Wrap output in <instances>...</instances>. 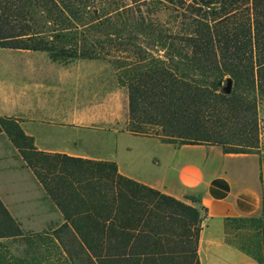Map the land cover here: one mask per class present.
Wrapping results in <instances>:
<instances>
[{
	"label": "trees",
	"instance_id": "trees-1",
	"mask_svg": "<svg viewBox=\"0 0 264 264\" xmlns=\"http://www.w3.org/2000/svg\"><path fill=\"white\" fill-rule=\"evenodd\" d=\"M0 48L59 62L107 59L121 71L133 119L146 115L182 144L259 154L264 0H0ZM212 116L226 130H208ZM1 131L24 140L16 146L62 220L28 233L0 198V264H202L204 208L121 173L115 161L39 150L15 118L0 116ZM19 237L49 239L66 262L12 257L5 240Z\"/></svg>",
	"mask_w": 264,
	"mask_h": 264
},
{
	"label": "crops",
	"instance_id": "crops-1",
	"mask_svg": "<svg viewBox=\"0 0 264 264\" xmlns=\"http://www.w3.org/2000/svg\"><path fill=\"white\" fill-rule=\"evenodd\" d=\"M1 53L14 57L17 60L14 62L25 64L24 61L28 60L25 66L30 71L18 76L22 81L16 83L20 86L17 90L15 83L9 86L1 78L4 70L13 63L0 58V116L15 118L39 150L81 156L69 151L72 127L87 124L89 115L81 108L73 110L72 84H69L67 94L65 80L67 71L71 74L70 66L51 60L41 51L4 49ZM37 55L60 74L59 85L48 79L46 66L36 67L34 63L31 66ZM94 118L98 123L110 120L102 114H95ZM0 140H4L0 141L1 200L24 231L48 229L53 220L42 222L31 215V207L13 205L19 197L25 198L33 190L39 192L43 188L5 131L0 132ZM178 145L170 160L167 154L161 157L158 174L148 173L146 169L141 172L132 161L125 172L121 171L124 167L119 161V170L163 193L204 208L198 249L202 264H264L231 239L235 232L232 223L264 221L260 156L256 153H226L222 146L211 143ZM191 193L197 195V201L189 197ZM244 228L246 225H241L236 232Z\"/></svg>",
	"mask_w": 264,
	"mask_h": 264
},
{
	"label": "rangeland",
	"instance_id": "rangeland-1",
	"mask_svg": "<svg viewBox=\"0 0 264 264\" xmlns=\"http://www.w3.org/2000/svg\"><path fill=\"white\" fill-rule=\"evenodd\" d=\"M169 15V12L163 13L161 18L164 20L169 19ZM4 49L9 48H0V52H4ZM46 54L51 59L50 55ZM37 56V58L34 57L33 61H31V66H33V63L36 67L46 66L48 70L46 76L48 79L52 80L53 83L56 81V85H59L60 74L51 68L49 64L43 62L40 55ZM3 57L6 60H10L13 64H9L1 78L5 79L9 86L15 83L18 90L20 86H17L16 83L18 84L22 81L18 76L25 75L29 73L27 71H30L26 69L28 66H25L28 60H25V64H22L14 62L17 60L14 57H10L7 53H1L0 58ZM55 62L70 66L71 68V74L67 71L65 80L67 94L69 92V84H72L73 110L76 107L81 108L82 111L87 110L89 115L87 124L72 127V141L69 151L78 153L86 158L115 161L117 164L120 161L124 167V169L121 168L122 172H125L126 168L128 170L129 163L132 161L135 163V166H139L137 170L142 172V170L146 169L148 173L153 175L158 174L161 171L159 166L161 157L167 154L168 160H170L174 150L179 146L178 144L182 143L179 139H171L165 135L163 126L149 122L146 119V115H141L135 119L131 117L129 92L128 88L120 81L121 71L107 59L76 58L65 62ZM199 79L202 80L201 77ZM227 82L225 79L224 84L219 88L221 92L227 91ZM79 101H81L80 106ZM50 105L53 106L52 101ZM258 113L260 141L256 152L259 153L261 162H264V99L260 100ZM95 114H102L109 117L110 120L98 123L94 118ZM112 117L114 119L111 120ZM209 122L211 123V129L208 130L210 131L226 130L224 121H221L216 116L210 117ZM7 136L15 146L24 144V140H19V138L15 144L8 134ZM18 150L20 153V148ZM263 173L264 169L262 167V176H264ZM191 194L194 195L195 193ZM16 200L17 202L13 205L31 207L33 210L31 215L37 219H41L42 222L43 220L49 222L52 220L55 222L62 220V215L57 205L44 189L39 192L33 190L30 196H26L25 198L19 197ZM241 225H246L247 228L236 232ZM231 226L235 230L233 232L234 236L231 239L239 247L253 253L256 257L264 258V221L263 223L254 220L235 222ZM27 232L29 233V231ZM46 238L50 237L46 236ZM5 242L12 257L31 260L33 256L43 254L45 256L52 255L54 261L59 257L61 262H66L67 257L63 253L62 248L56 247V244L49 239H44V242H40L36 238L19 237L6 239Z\"/></svg>",
	"mask_w": 264,
	"mask_h": 264
}]
</instances>
